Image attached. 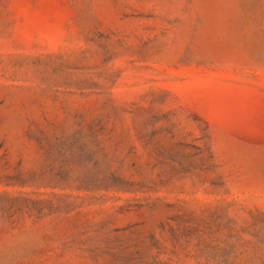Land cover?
<instances>
[{
  "label": "rangeland",
  "instance_id": "obj_1",
  "mask_svg": "<svg viewBox=\"0 0 264 264\" xmlns=\"http://www.w3.org/2000/svg\"><path fill=\"white\" fill-rule=\"evenodd\" d=\"M0 264H264V0H0Z\"/></svg>",
  "mask_w": 264,
  "mask_h": 264
}]
</instances>
